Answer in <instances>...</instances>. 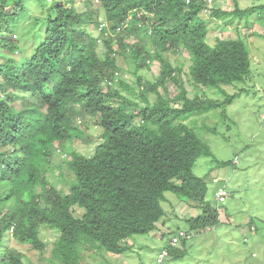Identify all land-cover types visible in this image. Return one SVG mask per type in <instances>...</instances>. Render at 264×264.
Returning a JSON list of instances; mask_svg holds the SVG:
<instances>
[{
	"label": "trees",
	"instance_id": "1",
	"mask_svg": "<svg viewBox=\"0 0 264 264\" xmlns=\"http://www.w3.org/2000/svg\"><path fill=\"white\" fill-rule=\"evenodd\" d=\"M25 1L16 0L13 7L19 11H14L9 0H0V59L5 57L1 51L12 48L7 36L16 35L29 17ZM36 1L42 9L48 6L45 0ZM187 1L70 0L68 7L58 0L48 7L46 19L35 21L40 41L34 55L22 63L11 58L0 62V247L8 236L44 253L47 243L40 232L49 228L58 234L52 264H82L90 250L123 255L131 251L130 238L157 229L166 216L167 193L197 203L201 213L185 220L188 230L163 235L165 259H184L194 235L226 224L220 209L207 201L208 183L194 174L198 159L214 157L198 130L218 135L217 128L191 123L218 115L211 114L217 110L227 119V106L249 91L241 88L222 101L200 94L191 98L186 83L194 90L247 84L252 58L245 39L218 40L211 46L209 24L211 19L255 13L264 20V4L242 10L234 0L233 12L207 8L206 16V1ZM78 3L84 8L79 10ZM101 19L107 26L101 27ZM109 32L115 37L107 39ZM102 37L105 49L100 54L97 42ZM170 50L180 58L181 50L189 56L174 64L164 56ZM120 56L133 65L139 101L123 94L135 90L118 78ZM156 61L161 66L158 78L140 74ZM187 61L191 65L186 73ZM170 82L180 91L173 98ZM18 92L33 96L21 101L20 108ZM88 115L97 116L102 128V142L90 157L69 149V142L84 139L77 119ZM57 154L67 155L58 167L65 165L75 177L67 192L48 178ZM214 161L218 168L238 164ZM60 174L65 175L63 170ZM37 189L41 194L33 195ZM25 257L20 249L5 246L0 264H27Z\"/></svg>",
	"mask_w": 264,
	"mask_h": 264
},
{
	"label": "rangeland",
	"instance_id": "2",
	"mask_svg": "<svg viewBox=\"0 0 264 264\" xmlns=\"http://www.w3.org/2000/svg\"><path fill=\"white\" fill-rule=\"evenodd\" d=\"M15 1L9 0V5L14 11H19L13 7ZM56 1L58 0H45V4L48 6L44 9L41 7L42 4L36 0L25 1L24 6L29 17L16 28V35L7 36L10 41L12 40L11 47L16 51H12V48L1 51L5 57L0 59V62H3L5 58H11L22 63L26 58L34 55V50L40 41H36L35 38V31L39 30L35 21L46 19L50 13L48 7L55 4ZM60 1H63L68 7L73 5L68 3L70 0ZM263 4L264 0H239V7L242 10ZM76 6L79 10L84 8L81 3ZM211 8L233 12L235 1L215 0ZM51 13L52 15L56 14L54 10ZM204 14L210 15L209 12H204ZM206 16L204 17L207 18ZM232 17L234 16L225 17L223 20L211 19L207 41L211 46H216L218 40L245 39L252 58V74L248 78L247 84H240L238 87L221 86L220 88L194 90L186 83L191 98L195 94H200L215 101H222L225 99V95H233L241 88L249 91L227 106V119L220 116L221 111L217 110L218 112L211 114L218 115L198 117L199 121L195 122L196 126L191 123V126L195 128H201L205 124L217 128L218 135L198 130L200 136L211 147L214 157L198 159L194 167V174L199 178H204L208 183L207 201L213 207L222 210L221 216L223 220H226V224L221 223L211 230L198 232L194 235L186 246L187 256L184 259H161L162 248L166 245L167 239H163V235L171 232V236H174L179 228L188 230L185 220L201 213L197 203L178 197L174 193H167V201L163 203L166 216L157 224V229L151 234L135 235L130 238V252L123 255H112L98 250L86 251L82 264H264V20L256 13L249 17H235L234 19ZM101 20L103 23H108L104 19ZM108 27L110 28L109 24ZM90 29L93 30L94 27L91 26ZM94 33L96 36L99 35L98 30ZM104 36L107 39L115 37L111 32ZM100 39L97 42V51L103 54L104 37ZM129 42L133 43L135 39L129 40ZM180 53H183L184 57L180 58L179 53L177 55L172 50L166 51L164 56L176 64L177 59L184 60L189 56L184 50H181ZM119 62L123 68L119 72L118 78L131 85L135 90V92L124 90L123 94L132 101H139V86L133 65L131 63L129 65L122 56L119 57ZM190 65V61L185 63L186 73L189 71ZM140 74L149 80L158 78L161 74L160 63L153 62L150 69L141 70ZM0 81H3L2 76H0ZM117 83H115L116 88H120ZM168 86L171 98L180 92L174 83L170 82ZM160 92L165 94L163 89ZM17 94L16 106L18 108H20L21 101H27L33 97L32 94L23 92ZM150 98L154 101L156 96L151 95ZM77 123L84 130L85 136L84 139L69 142V149L90 157L94 154L98 143L102 142V128L98 123V117L89 115L78 117ZM66 156L57 154L53 161L54 170L48 173L50 182L64 188L65 192L69 191L70 183L75 179L65 165L62 169L58 167ZM214 159L232 161L233 163L237 159L238 164L218 168ZM217 169H220L221 172ZM62 170L65 174L63 176L60 174ZM211 170L213 171L210 173ZM219 178L222 179V185L229 192L226 202L221 205L216 202V185ZM37 194H41L40 189H37L33 195ZM75 209L76 215L81 216L82 210L77 207ZM250 222H253L256 234H251ZM40 238L47 243L44 253L34 250L30 245L24 247L7 236L5 244L0 247V256L5 250V246L8 248L11 246L22 251L26 256L27 264H52L51 252L58 234L52 229L42 228ZM44 258L46 261H43Z\"/></svg>",
	"mask_w": 264,
	"mask_h": 264
},
{
	"label": "built area",
	"instance_id": "3",
	"mask_svg": "<svg viewBox=\"0 0 264 264\" xmlns=\"http://www.w3.org/2000/svg\"><path fill=\"white\" fill-rule=\"evenodd\" d=\"M190 1L191 0H188L187 2L189 3ZM201 1H206L209 7H211L212 4L214 3V0H201ZM216 197L219 203H224L226 201L228 197V191L224 185L218 188ZM166 255L167 253L163 252L160 258L164 259Z\"/></svg>",
	"mask_w": 264,
	"mask_h": 264
},
{
	"label": "clouds",
	"instance_id": "4",
	"mask_svg": "<svg viewBox=\"0 0 264 264\" xmlns=\"http://www.w3.org/2000/svg\"><path fill=\"white\" fill-rule=\"evenodd\" d=\"M214 1H215V0H214ZM205 8H206V9L204 10V12H208L207 8H211V7H209V6L207 5V2H206V7H205ZM212 9H213V8H212ZM103 26H107V24H106V23H103L101 27H103ZM119 74H120V73H119ZM119 74H118V75H119ZM236 162H238L237 159L235 160V163H236ZM217 170H220V169H217ZM222 182H223L222 179L219 178L218 181H217V185H216V186H217V190H218V188H219L220 186H222ZM226 189H227V188H226ZM217 190H216V195H217ZM227 191H228V190H227ZM228 197H229V192H228ZM228 197H227V198H228ZM216 200H217V197H216ZM226 200H227V199H226ZM225 202H226V201H225ZM225 202H224V203H225ZM220 212H221V209H220ZM250 231H251L252 233H256L255 227H251V228H250Z\"/></svg>",
	"mask_w": 264,
	"mask_h": 264
},
{
	"label": "crops",
	"instance_id": "5",
	"mask_svg": "<svg viewBox=\"0 0 264 264\" xmlns=\"http://www.w3.org/2000/svg\"><path fill=\"white\" fill-rule=\"evenodd\" d=\"M216 171H217V170H216ZM216 171H215V172H216ZM218 171L221 172V170H218ZM188 207H189V206H188ZM195 208H196V207H195Z\"/></svg>",
	"mask_w": 264,
	"mask_h": 264
}]
</instances>
